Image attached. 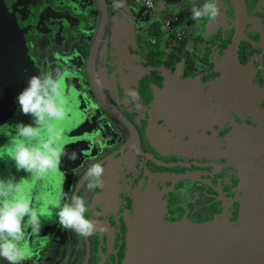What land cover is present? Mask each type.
I'll use <instances>...</instances> for the list:
<instances>
[{
  "label": "flooded vegetation",
  "instance_id": "1",
  "mask_svg": "<svg viewBox=\"0 0 264 264\" xmlns=\"http://www.w3.org/2000/svg\"><path fill=\"white\" fill-rule=\"evenodd\" d=\"M103 1L101 28L99 0H0L24 39L33 74L65 77L64 119L53 122L64 129L61 174L32 176L7 155L0 158V180L20 182L22 194L51 215L42 220L43 235L32 237L38 245L26 236L22 264H123L133 196L150 186L162 193L168 225L242 221L253 232L256 220L249 218L264 192V0H243L238 71L228 84L221 61L239 36L230 0H216L219 15L200 21L191 19V9L204 0H155L152 8ZM169 12L183 22L180 41L161 30ZM165 74L173 80L164 93ZM21 122L33 118L18 103L9 106L0 152ZM93 163L103 165V183L88 191ZM61 182L67 201L85 197L92 236L59 226L50 205Z\"/></svg>",
  "mask_w": 264,
  "mask_h": 264
},
{
  "label": "water",
  "instance_id": "2",
  "mask_svg": "<svg viewBox=\"0 0 264 264\" xmlns=\"http://www.w3.org/2000/svg\"><path fill=\"white\" fill-rule=\"evenodd\" d=\"M99 3L103 11L102 28L106 21V6L103 0ZM230 3L235 11L233 25L239 36L234 37L221 61L225 84L230 83V78L238 71L235 67L237 45L246 20L243 0H230ZM24 48L22 35L0 4V121L5 118L9 106L18 103V94L34 76ZM165 75L167 88L162 91L164 93L173 80ZM255 208L257 210L252 209L249 218L256 220L255 232L251 234L242 221L236 227L217 221L168 225L164 220L166 210L162 193L150 186L133 196L123 264H264V192L256 198ZM33 236L31 230L28 231L26 242L32 243ZM38 244L39 239L35 245ZM35 245L32 243L31 247Z\"/></svg>",
  "mask_w": 264,
  "mask_h": 264
},
{
  "label": "clouds",
  "instance_id": "3",
  "mask_svg": "<svg viewBox=\"0 0 264 264\" xmlns=\"http://www.w3.org/2000/svg\"><path fill=\"white\" fill-rule=\"evenodd\" d=\"M113 6L122 8L123 0H114ZM219 13L216 0H204L199 7L191 9V19H212ZM64 78L62 71H57L55 75H34L18 94L20 111L30 115L33 123H17L15 135L6 146L7 150L0 152V158L7 155L14 160L17 170L41 178L50 173L61 174L62 158L66 155L62 143L64 129L58 128L53 122L64 119ZM68 158L75 159L76 154L73 152ZM103 175V165L93 163L86 173V189L91 191L101 186ZM22 193L20 182L0 180V258L7 261V264H22L29 255L28 249L23 246L28 230L38 235L42 220L51 219L49 213ZM50 206L62 229L71 230L85 238L94 234L96 225L85 215L89 211L85 197L73 194L71 200L67 201L62 182Z\"/></svg>",
  "mask_w": 264,
  "mask_h": 264
},
{
  "label": "built area",
  "instance_id": "4",
  "mask_svg": "<svg viewBox=\"0 0 264 264\" xmlns=\"http://www.w3.org/2000/svg\"><path fill=\"white\" fill-rule=\"evenodd\" d=\"M136 4L141 5L145 8H152L155 0H133ZM178 16L176 13L169 12L161 20V30L165 38H172L175 41L183 39V32L177 30Z\"/></svg>",
  "mask_w": 264,
  "mask_h": 264
},
{
  "label": "crops",
  "instance_id": "5",
  "mask_svg": "<svg viewBox=\"0 0 264 264\" xmlns=\"http://www.w3.org/2000/svg\"><path fill=\"white\" fill-rule=\"evenodd\" d=\"M177 30H181L183 33H185L184 26L180 25L179 18H178ZM188 46L189 47L191 46V42L190 41L188 42Z\"/></svg>",
  "mask_w": 264,
  "mask_h": 264
},
{
  "label": "rangeland",
  "instance_id": "6",
  "mask_svg": "<svg viewBox=\"0 0 264 264\" xmlns=\"http://www.w3.org/2000/svg\"><path fill=\"white\" fill-rule=\"evenodd\" d=\"M172 13H176V12H172ZM180 25L183 26V22H180ZM253 231L255 232V230H253ZM249 233L251 234V232H249Z\"/></svg>",
  "mask_w": 264,
  "mask_h": 264
}]
</instances>
